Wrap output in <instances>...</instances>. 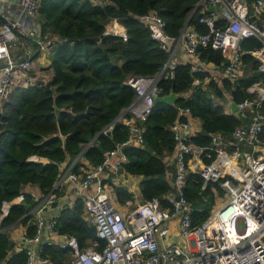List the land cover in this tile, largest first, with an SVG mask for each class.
<instances>
[{
    "label": "trees",
    "instance_id": "16d2710c",
    "mask_svg": "<svg viewBox=\"0 0 264 264\" xmlns=\"http://www.w3.org/2000/svg\"><path fill=\"white\" fill-rule=\"evenodd\" d=\"M197 0H39L36 14L42 34L53 40L48 67L51 76L27 85H16L10 91L0 111V211L4 200L16 197L23 186L36 185L41 194L47 193L63 168L71 163L79 171L85 158L89 165L99 163L105 152L124 141L128 127L113 121L110 134L104 130L134 98V88L128 78L138 74H156L168 58V52L151 36L148 26L138 19L140 14L156 10L170 35H178L185 23L205 31L199 21ZM111 18H117L127 38L105 33ZM65 39L69 42L63 43ZM260 45L252 36L240 41L243 53V73L231 81L221 76L219 81L206 72L193 71L190 63L180 62L173 75L163 74L159 80L161 93L175 91L172 103L154 101L150 112L140 120L142 143L122 146L126 159L116 172L104 168V181L113 188L115 201L127 206V201L140 202L152 196L167 205L166 194L173 188L176 173L174 153L176 139L172 122L185 118L180 110L188 107L193 117L201 119V128L190 140L197 145H211L210 133L219 131L230 137L241 122L229 110L227 100L236 102L247 96L246 87L254 80L264 79L258 61L247 49ZM204 62L217 65L223 60L219 49L198 48ZM197 77L200 81L193 82ZM260 110L264 115V100ZM129 115V114H128ZM262 134L264 135V126ZM169 155L173 163L169 164ZM32 156L45 159H29ZM210 157L203 156V161ZM72 161V162H71ZM139 176L138 191L134 176ZM197 172L187 170L183 190L191 204V222L199 224L207 218L215 203L211 184L201 188ZM220 188L218 185H215ZM220 192L223 190L220 188ZM23 199L12 204L0 220V264H27L23 250L12 249L10 225L26 221V214L35 203L23 192ZM57 201L53 204L56 205ZM80 198L71 205L58 208L57 227L75 235L81 247L94 243L104 245L94 224L85 215ZM28 226L27 231L32 232ZM42 252L56 263L63 262L64 249L43 243Z\"/></svg>",
    "mask_w": 264,
    "mask_h": 264
},
{
    "label": "built area",
    "instance_id": "2783aa9c",
    "mask_svg": "<svg viewBox=\"0 0 264 264\" xmlns=\"http://www.w3.org/2000/svg\"><path fill=\"white\" fill-rule=\"evenodd\" d=\"M38 1L18 0L3 6L6 19L0 22V111L17 80L26 75L33 63L41 64L42 51L49 53L54 43L41 33L36 14ZM211 5L213 10L208 9ZM195 8H200L199 21L206 30L185 23L176 36L165 31V21L156 10L138 16L168 52V58L156 74L128 78L135 94L120 112L121 122L128 127L127 138L108 149L95 165L76 172L71 169L72 164L63 168L45 194L36 186L22 189L35 203L26 213L30 215L27 224L19 221L10 225L8 232L12 249L23 250L27 264H264V115L260 110L264 79L252 81L246 87L247 96L236 102L238 110L234 114L241 122L230 137L214 131L210 133L211 145L201 146L190 140L196 132L193 116L188 107L180 110L185 118L175 119L170 126L176 139V173L173 188L166 194V206L152 196L122 207L115 203L104 181L106 165L117 172L126 159L123 145H141L140 120L150 112L154 96L162 94L159 84L162 75L172 76L180 62L190 63L193 71L208 72L197 62L199 47L219 49L223 56L220 76L233 81L243 70L245 51L240 41L255 37L260 45L247 52L257 59L258 69L264 73V0H197ZM104 32L119 35L123 40L127 38L123 26L117 29L107 24ZM28 40L38 45L36 55L25 48ZM13 45L23 47L27 56L16 59ZM209 78L207 73L204 81ZM198 81L197 77L193 79L194 83ZM203 156L210 160L203 161ZM189 166L199 174L201 188L218 185L226 193L199 224L191 222V204L183 190ZM66 185L74 190V199L82 200L85 215L94 224L96 234L104 239L103 246L98 248L90 243L81 247L75 235L59 230L57 213L47 215V209ZM23 192L2 202L0 220L12 204L23 199ZM73 200L66 204L71 205ZM173 225L183 241L173 237ZM28 226L33 227L30 233ZM43 243L64 249L63 262L56 263L48 253L42 252Z\"/></svg>",
    "mask_w": 264,
    "mask_h": 264
},
{
    "label": "crops",
    "instance_id": "0c3cea01",
    "mask_svg": "<svg viewBox=\"0 0 264 264\" xmlns=\"http://www.w3.org/2000/svg\"><path fill=\"white\" fill-rule=\"evenodd\" d=\"M18 0H0V22H2L4 19H6V12H5V9L3 6H6L8 4H11V3H14ZM101 2V0H100ZM108 24L113 27V28H121L122 25L120 24V22L117 20V18H111L110 21L108 22ZM27 47L32 51L33 55H36L38 53V45L36 43H34L33 41H26L25 42V48L27 49ZM12 52L14 54V56L16 57V59H22L24 57L27 56V51L24 50L23 47H18L16 45H13L12 46ZM51 52V50H50ZM50 61V59H49ZM49 61L48 62H44V63H38V64H32V66L26 70L25 72V76H22L20 77L18 80H17V85H27V84H30V83H34L37 79H42V80H45L44 79V75L47 76V78H50L51 76V70L50 68L48 67V64H49ZM198 63L200 64H203L205 66V68L207 69V73L210 76H212L213 78H218V75H221V68L219 65L211 62V61H207V62H204L202 61L201 59H198L197 61ZM2 64V59H0V65ZM43 77V78H40V77ZM229 103V100H227V105ZM115 121H120L121 122V115L119 113V115H117V117L115 118ZM192 122L196 128V131H198L200 128H201V119L199 117H193L192 119ZM168 156V155H167ZM169 164L170 163H173L172 161V155H169ZM37 158H40V159H45L44 157H37ZM80 161L82 162V164L80 165V168H83V167H86L89 165L88 161L85 159V158H80ZM193 161V160H192ZM72 162V161H71ZM71 163H68L66 160L63 161L61 163V167L66 169L68 167V165H70ZM110 167V166H109ZM189 169H191L193 171V168L191 166H189ZM139 180H140V177L139 176H134V178L131 180L133 182V185H134V190L137 192L138 189H137V186L139 184ZM32 186H36V185H25L23 186L22 189H28L29 187H32ZM35 188V187H33ZM107 188L108 190L111 192L112 196L114 197L113 195V188L111 185H107ZM60 195H58L57 197V203L56 205H52L51 207H49L47 209V215L48 214H55L58 212V208H60L62 205L68 203L69 200H73L74 196V190L73 189H70L69 186H65L63 188L62 191H60L59 193ZM115 199V198H114ZM116 203V201H115ZM129 203L128 207L135 204L136 202L135 201H130V202H127ZM173 231H174V234H173V237L179 241H183V238L176 232V227L174 228V225H173Z\"/></svg>",
    "mask_w": 264,
    "mask_h": 264
},
{
    "label": "water",
    "instance_id": "95a60500",
    "mask_svg": "<svg viewBox=\"0 0 264 264\" xmlns=\"http://www.w3.org/2000/svg\"><path fill=\"white\" fill-rule=\"evenodd\" d=\"M208 9L209 10H213L214 9V6L211 5V6L208 7ZM69 41H70V39H65L62 42L63 43H66V42H69ZM50 45H52V43H50ZM30 58H32V55L30 56ZM176 97H177V93L175 91H169V92L164 93V94L155 95L154 96V101H164V102L172 103L173 101H175ZM228 106H229L230 110L233 113H235L238 110L237 103L232 98L229 99ZM113 121H115V119H113L107 125V127L104 130L108 134H110V132H111ZM29 159H37V156H32Z\"/></svg>",
    "mask_w": 264,
    "mask_h": 264
},
{
    "label": "rangeland",
    "instance_id": "374dc122",
    "mask_svg": "<svg viewBox=\"0 0 264 264\" xmlns=\"http://www.w3.org/2000/svg\"><path fill=\"white\" fill-rule=\"evenodd\" d=\"M42 52H43V53H42V56H43V59H44V61H43L42 63H44V62H48L49 59H50V56H48L47 53H45V51H42ZM243 72H244V71L242 70L241 74H242ZM241 74H240V75H241ZM210 77H212V76H210ZM220 77H221V76L218 75V78H214V79H216V80L219 81V78H220ZM40 78H43V77L41 76ZM212 78H213V77H212ZM44 79H48L46 75H44ZM210 186H211L210 189H212V191L214 192L215 203L221 201V199L224 198V197L226 196L225 191H223V193H221L220 190H219L217 187L214 186V188H213L212 185H210ZM214 189H215V190H214Z\"/></svg>",
    "mask_w": 264,
    "mask_h": 264
},
{
    "label": "bare ground",
    "instance_id": "6f19581e",
    "mask_svg": "<svg viewBox=\"0 0 264 264\" xmlns=\"http://www.w3.org/2000/svg\"><path fill=\"white\" fill-rule=\"evenodd\" d=\"M229 168H225L226 171H228Z\"/></svg>",
    "mask_w": 264,
    "mask_h": 264
},
{
    "label": "clouds",
    "instance_id": "9594fccd",
    "mask_svg": "<svg viewBox=\"0 0 264 264\" xmlns=\"http://www.w3.org/2000/svg\"><path fill=\"white\" fill-rule=\"evenodd\" d=\"M230 99V98H229Z\"/></svg>",
    "mask_w": 264,
    "mask_h": 264
}]
</instances>
